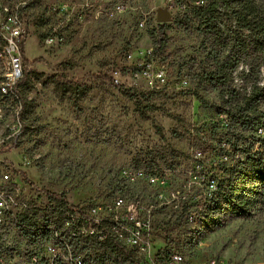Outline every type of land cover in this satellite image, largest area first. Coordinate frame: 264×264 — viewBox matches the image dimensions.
Segmentation results:
<instances>
[{"label": "rangeland", "instance_id": "obj_1", "mask_svg": "<svg viewBox=\"0 0 264 264\" xmlns=\"http://www.w3.org/2000/svg\"><path fill=\"white\" fill-rule=\"evenodd\" d=\"M113 3L123 4L125 11L109 18L105 12ZM170 5L169 0L32 4L22 64L27 90L20 97L13 88L0 93V186L7 173L11 181L5 185L16 182L26 198L43 203L45 192L64 193L70 204L97 210L99 216H106L120 195L137 204L138 220L150 221L156 246L179 249L189 262L217 257L227 264H259L264 262V193L249 216H233L212 210L215 182L205 189L200 179L218 176L222 162L242 159L249 145L264 158V131L251 137L229 125L216 108L227 88L242 96L253 79L264 85V55L251 53L239 61L223 84L204 80L222 52L217 55L219 47L195 22L179 24L184 11ZM159 9H167L171 19L158 22ZM163 24L168 28L161 33ZM226 27L222 21L224 36ZM147 62L164 68L160 89H151L140 75ZM6 70L0 58V83ZM98 73L111 80L89 77ZM58 76L71 80L72 87L59 89L52 79ZM116 84L129 88L139 102ZM232 141L239 142L233 158ZM154 167L167 172L162 188L120 176L124 168ZM72 232L75 226L41 219L34 238L54 241L64 252L72 247ZM28 236L26 227L18 233L0 228L5 264H28V245L21 243ZM77 245L101 264H134L102 244Z\"/></svg>", "mask_w": 264, "mask_h": 264}, {"label": "built area", "instance_id": "obj_2", "mask_svg": "<svg viewBox=\"0 0 264 264\" xmlns=\"http://www.w3.org/2000/svg\"><path fill=\"white\" fill-rule=\"evenodd\" d=\"M94 1L112 2V0ZM203 1L169 0L171 7L178 5L183 11L188 5H200ZM35 2L36 0H0V41L2 42L0 58L7 64L5 80L0 83L1 94H5L8 88H13L22 76L23 56L20 45L24 44L23 40L25 41L28 33L27 17L30 7ZM124 11L123 4L113 3L105 13L109 18H114ZM46 41L50 43L52 38L47 37ZM140 75L147 80L151 89H160L161 86L158 83L166 79L164 68L154 66L152 62H147L146 66L140 70ZM120 176L128 182L143 181L150 187L162 188L166 182L167 172L155 167L148 171L142 168H124L120 171ZM2 179L4 184L0 186V228H5L6 231L15 230V233H18L19 227L29 228V236L21 237V243L28 244L27 255H33L34 264H101L86 252L81 253L77 244L78 242L103 244L107 239L128 248L135 260L134 264H192L181 262L179 249L156 246L150 221L138 220L137 204L127 202L123 196H116L112 204L108 206V214L99 216L97 210L88 212L78 206L77 209H68L46 193L43 203L26 198L16 182L12 181V184L5 185L11 181L9 174L4 173ZM157 196L162 198V193L158 192ZM41 219L59 220L60 223H67L68 226H75V233H69L72 239L71 253H64L47 239L34 238V228L41 227ZM52 229L59 233H66V231H60V228ZM4 246L3 243L0 244V264H5L2 261ZM15 253L20 251L13 252ZM204 264L227 263L216 257L205 261Z\"/></svg>", "mask_w": 264, "mask_h": 264}, {"label": "trees", "instance_id": "obj_3", "mask_svg": "<svg viewBox=\"0 0 264 264\" xmlns=\"http://www.w3.org/2000/svg\"><path fill=\"white\" fill-rule=\"evenodd\" d=\"M190 21L195 22L197 29L219 47L217 55L218 51L222 52L215 68L202 75L206 81L223 84L239 61L251 53L264 55V0H204L200 5H188L178 23L187 25ZM222 21L227 23L225 36ZM167 28L168 26L163 24L161 33ZM20 51L25 63L23 43L20 45ZM247 73L250 74L251 71L247 70ZM28 77L26 69L23 70L21 78L12 89L17 96H23L24 90H27ZM89 77L99 82L111 80L107 74L102 73L91 74ZM52 79L59 89L72 87L71 80L65 77ZM116 86L123 95L139 102L138 97L131 94L129 88ZM219 99L220 104L216 108L226 115L229 125L248 131L251 137L259 130L264 131V85L253 79L242 96L233 88H227L225 93L220 94ZM228 145L229 155L233 158L239 150V142L232 141ZM243 152L244 156L240 160L222 162L218 176L202 175L200 183L205 189L210 181L215 182L212 192V200L215 202L212 204V210L224 211L238 217L249 216L253 206L264 193V158L258 150H252L251 145ZM225 155L223 153L222 157L226 158L228 154ZM45 193L68 209L78 208L68 203L64 193ZM207 211L211 212V207L207 208ZM102 247L116 252L124 261L135 262L131 251L119 243L107 239Z\"/></svg>", "mask_w": 264, "mask_h": 264}, {"label": "bare ground", "instance_id": "obj_4", "mask_svg": "<svg viewBox=\"0 0 264 264\" xmlns=\"http://www.w3.org/2000/svg\"><path fill=\"white\" fill-rule=\"evenodd\" d=\"M8 90V89H7ZM7 90H6V92H7ZM25 228V227H24ZM26 228H28V227H26ZM51 231V230H50ZM53 231V230H52ZM51 231V232H52ZM50 232V233H51ZM57 232V231H56ZM55 233V232H54ZM72 233H75V232H72ZM56 234V233H55ZM47 236H48V234H47ZM50 236V235H49ZM52 236V235H51ZM50 236V237H51ZM59 237V236H58ZM52 238V237H51ZM56 238V237H55ZM66 238H69V237H66ZM71 238V237H70ZM64 239H65V237H64ZM51 240V239H50ZM66 240V239H65ZM58 241V240H57ZM63 241V240H62ZM67 241H69V240H67ZM71 241H72V239H71ZM50 242V241H49ZM54 242V241H53ZM53 242H51V243H53ZM69 243V242H68ZM58 244V243H57ZM56 244V245H57ZM61 244V243H60ZM28 245V244H27ZM64 245V244H63ZM69 245V244H68ZM58 246V245H57ZM66 248V247H65ZM72 248V247H71ZM71 248H69V247H67L66 249H65V251H64V253H71ZM64 250V249H63ZM219 259H221V258H219ZM180 260H181V262H187V263H192V264H204L205 263V261H208V260H202V261H194V262H189L184 256H183V254H181L180 253ZM210 260V259H209ZM28 264H34V261H33V255H28V258H27V261H26Z\"/></svg>", "mask_w": 264, "mask_h": 264}, {"label": "water", "instance_id": "obj_5", "mask_svg": "<svg viewBox=\"0 0 264 264\" xmlns=\"http://www.w3.org/2000/svg\"><path fill=\"white\" fill-rule=\"evenodd\" d=\"M156 19L158 22H167L171 19L170 12L167 9H159Z\"/></svg>", "mask_w": 264, "mask_h": 264}]
</instances>
